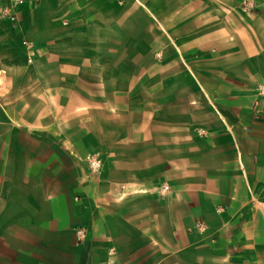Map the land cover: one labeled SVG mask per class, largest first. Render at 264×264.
<instances>
[{"label": "crops", "instance_id": "crops-1", "mask_svg": "<svg viewBox=\"0 0 264 264\" xmlns=\"http://www.w3.org/2000/svg\"><path fill=\"white\" fill-rule=\"evenodd\" d=\"M16 15L0 18V264H264V0Z\"/></svg>", "mask_w": 264, "mask_h": 264}, {"label": "built area", "instance_id": "built-area-1", "mask_svg": "<svg viewBox=\"0 0 264 264\" xmlns=\"http://www.w3.org/2000/svg\"><path fill=\"white\" fill-rule=\"evenodd\" d=\"M40 0H7L6 3L2 4L0 6V18L7 19L12 25H15L17 22V15L16 10L19 6L29 3V4H37ZM246 9V6L243 7ZM26 47H30V44H27L26 42H22ZM33 57L32 50H28L27 58L30 62ZM257 99L252 105V111L255 118H260L264 116V86L259 85L256 90ZM200 134H203L202 131H199ZM88 165L91 169L95 170L98 167V162L94 158L88 159ZM163 190H167L168 186H163ZM194 229L202 233L206 229V226L202 222H196L194 225ZM82 231H79V234H81Z\"/></svg>", "mask_w": 264, "mask_h": 264}, {"label": "rangeland", "instance_id": "rangeland-1", "mask_svg": "<svg viewBox=\"0 0 264 264\" xmlns=\"http://www.w3.org/2000/svg\"><path fill=\"white\" fill-rule=\"evenodd\" d=\"M249 3H247V2H245V4H242V6H241V9L243 10V11H247V10H249ZM244 6H246V9H244L243 7Z\"/></svg>", "mask_w": 264, "mask_h": 264}]
</instances>
